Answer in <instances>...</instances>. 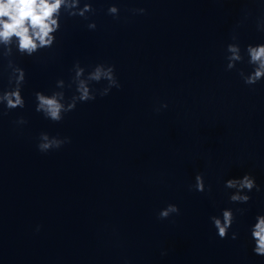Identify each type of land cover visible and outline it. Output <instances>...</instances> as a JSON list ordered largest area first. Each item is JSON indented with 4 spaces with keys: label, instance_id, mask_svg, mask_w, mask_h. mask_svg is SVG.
Returning a JSON list of instances; mask_svg holds the SVG:
<instances>
[{
    "label": "clouds",
    "instance_id": "obj_1",
    "mask_svg": "<svg viewBox=\"0 0 264 264\" xmlns=\"http://www.w3.org/2000/svg\"><path fill=\"white\" fill-rule=\"evenodd\" d=\"M94 0H0V61L6 60V69L8 70L9 88L0 89V105L7 110L25 107V100L22 95V88L26 81L25 70L19 66L14 57L27 56L32 57L44 49H50L56 43L57 33L61 30V19L80 17L86 21L89 30H95L97 25L95 21L90 20L89 14H95L96 9L93 7ZM137 9H134L135 12ZM146 10L139 9L143 14ZM107 12L114 18L119 17L120 9L112 4L108 7ZM257 28L264 31V19L257 23ZM232 40L236 41L237 36L232 35ZM15 44V52L12 45ZM228 53L225 57L227 60L226 71L236 68L237 63H243L247 56V63L252 66V71L245 73L239 70V76L246 85L252 86L264 79V43L249 44L243 53L239 43H229L226 47ZM72 71L74 75L69 83L63 79L56 81L57 91L51 94L37 91L34 93L36 108L35 110L42 113L46 119L53 122H60L64 114L73 111L78 102H87L96 99L97 93L100 96L107 95L115 87H121L115 75V66L106 64H97L92 67L91 71L86 74L85 67H82L79 61L73 64ZM106 81L107 84L101 89H94L92 83ZM75 85L76 94L65 101L64 89L71 88ZM161 107L166 108L163 104ZM159 111V109H157ZM7 115V112L0 111V117ZM17 125H24L27 121L21 117L15 121ZM70 142L69 138L63 139L50 137L46 132L39 136L38 150L48 152L52 149H59L65 143ZM225 189L234 190L228 196L230 203L247 204L251 196L247 193L253 189L260 191L256 184L255 177L251 173H245L240 178L227 179L224 182ZM198 192H211V186L205 185L202 173L195 176V184L190 186ZM237 211L243 212L244 209ZM180 209L176 204H168L158 213V219H167L172 214H179ZM217 235L220 239H227L229 229L236 220L231 208L222 210L221 216L210 217ZM39 230V229H37ZM250 236L254 241L253 252L256 255L264 256V214H258L255 223L250 228ZM238 233L233 231L231 239L236 240ZM166 253H162L164 255Z\"/></svg>",
    "mask_w": 264,
    "mask_h": 264
}]
</instances>
